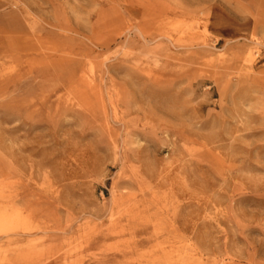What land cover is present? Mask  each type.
Masks as SVG:
<instances>
[{
    "label": "rangeland",
    "instance_id": "obj_1",
    "mask_svg": "<svg viewBox=\"0 0 264 264\" xmlns=\"http://www.w3.org/2000/svg\"><path fill=\"white\" fill-rule=\"evenodd\" d=\"M0 264H264V0H0Z\"/></svg>",
    "mask_w": 264,
    "mask_h": 264
}]
</instances>
